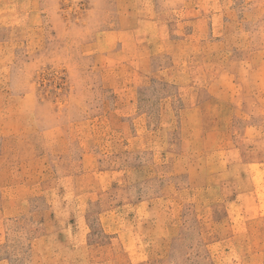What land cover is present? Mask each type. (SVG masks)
<instances>
[{
    "label": "rangeland",
    "instance_id": "374dc122",
    "mask_svg": "<svg viewBox=\"0 0 264 264\" xmlns=\"http://www.w3.org/2000/svg\"><path fill=\"white\" fill-rule=\"evenodd\" d=\"M0 264H264V0H0Z\"/></svg>",
    "mask_w": 264,
    "mask_h": 264
}]
</instances>
